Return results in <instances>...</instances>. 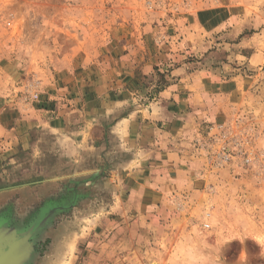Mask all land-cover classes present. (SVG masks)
Wrapping results in <instances>:
<instances>
[{
  "label": "rangeland",
  "instance_id": "rangeland-1",
  "mask_svg": "<svg viewBox=\"0 0 264 264\" xmlns=\"http://www.w3.org/2000/svg\"><path fill=\"white\" fill-rule=\"evenodd\" d=\"M53 82L42 120L67 105L71 128L130 119L132 137L183 151L141 127L164 103L197 129L191 153L175 170L154 162L167 183L148 190L119 144L80 161L27 126ZM14 98L27 125L0 133L4 225L65 207L29 241V264H264V0H0V104Z\"/></svg>",
  "mask_w": 264,
  "mask_h": 264
},
{
  "label": "crops",
  "instance_id": "crops-1",
  "mask_svg": "<svg viewBox=\"0 0 264 264\" xmlns=\"http://www.w3.org/2000/svg\"><path fill=\"white\" fill-rule=\"evenodd\" d=\"M56 84V82L50 84V86L48 87L50 88V90H42L40 92L41 95L39 96L41 103L37 102L36 104L37 107L38 104L41 105L48 103V111L44 112L40 109H38L37 111L35 109H32L30 105H27L28 109L32 110L34 119L36 120V123L31 126L27 125L26 119L23 117L22 106L20 104L22 103L21 100H15L14 98L10 103H7L8 98L3 100L0 104V133L1 131H3V133L14 132L16 134L18 130H21V127L26 128L25 125H27L29 128L45 130L48 133L55 135L59 140H62L63 143L68 144V146L72 148L71 150L74 154L73 157L75 155H80L81 153L86 152L85 155L90 154L96 157L94 161L107 159L105 155H109L107 157L113 158L121 149V151L125 152L128 156V160L124 163L127 168L131 169L133 167H138V165H142L140 169L141 178L143 179L142 184H144V186H147L145 187L147 190L155 186H158V188H160L166 185L167 182L165 181V168L171 169L172 167L175 170L176 165H178L180 161H182L183 157H185L183 154L191 153V149H188L191 146L190 139L192 136H194V134H196L195 132L197 131V129L194 127V125H183L181 120L176 118L175 110L168 109L164 103L161 105L159 104V107L156 108V113L158 114L157 119L154 121L145 120V124L142 123L141 127L144 126L145 128L152 130L153 134L156 135L157 138H160L167 133L170 136V133H172V138L175 139L174 141L177 140V143H183L185 141L184 143L189 146L183 151L178 150L176 147L168 151V149H166L165 147V143L158 142L155 138L144 140L140 139L139 135H136V137H132L131 131L133 130L131 129L132 124L130 119L123 120L122 122L119 121L118 123L116 122V124L114 122H111L110 126H107V124L104 125L103 123L96 121L95 117H91L90 120L85 117L82 123L77 124L76 129L71 128V126L61 122L67 116L64 115V113H68L70 111L67 105L65 106L66 108L63 109V114H53L52 112V114L55 115L54 118L42 120L41 115H47L49 114L50 109H53L49 100L57 98L58 90L61 91V88L57 89ZM65 89L66 87L63 91H65ZM97 93V95H94L95 98H110L111 96H113L112 92L103 93L102 91H97ZM169 112H173V118H167ZM59 115L60 117H58ZM62 115L64 116L62 117ZM69 133H76L77 139H72ZM109 133H111V135H113V139L118 142L116 145L117 147L115 146V144L110 142V140H107V138L109 137L108 135H110ZM176 133L178 137H175ZM1 143L2 145H6V141H2ZM118 144L120 146L119 150ZM84 157L85 156L80 155V161H84ZM188 157H191V155H188ZM74 160L76 159L74 158ZM111 160L112 162L114 161L113 159ZM154 162L165 164V168L163 170L155 168ZM154 180L158 181V185L153 184ZM160 180L162 181L161 184H159Z\"/></svg>",
  "mask_w": 264,
  "mask_h": 264
},
{
  "label": "bare ground",
  "instance_id": "bare-ground-1",
  "mask_svg": "<svg viewBox=\"0 0 264 264\" xmlns=\"http://www.w3.org/2000/svg\"><path fill=\"white\" fill-rule=\"evenodd\" d=\"M65 207L59 206L56 208L49 209L41 215V220H49L48 213L57 212ZM42 221L39 223L35 222L26 230L17 229L14 227L6 228L0 222V264H26L32 258V249L29 243L30 239H34L38 230L42 227ZM45 223V222H44ZM43 223V224H44ZM44 227V226H43ZM40 228V229H39ZM40 233V232H39ZM33 244V243H31ZM32 262V260H31ZM29 264V263H27Z\"/></svg>",
  "mask_w": 264,
  "mask_h": 264
},
{
  "label": "flooded vegetation",
  "instance_id": "flooded-vegetation-1",
  "mask_svg": "<svg viewBox=\"0 0 264 264\" xmlns=\"http://www.w3.org/2000/svg\"><path fill=\"white\" fill-rule=\"evenodd\" d=\"M0 222H2V223H1L2 225H4V224L6 225V224H7V222H6V218H5V214H3V215L0 216ZM21 225H22V224H20V225H19V224H13L12 226L9 225V226H5V227H10V226H11V227L16 228V230H17V229H22V226H21ZM30 225H31V224H30ZM30 225H29V226H30ZM29 226H28V227H29ZM23 227H24V224H23ZM28 227H27V228H28ZM27 228H24V229H22V230H26ZM36 235H37V234H36ZM33 238H34V237H33ZM31 241H32V238L30 239V242H31ZM27 263H30V261H28ZM27 263H26V264H27Z\"/></svg>",
  "mask_w": 264,
  "mask_h": 264
},
{
  "label": "water",
  "instance_id": "water-1",
  "mask_svg": "<svg viewBox=\"0 0 264 264\" xmlns=\"http://www.w3.org/2000/svg\"><path fill=\"white\" fill-rule=\"evenodd\" d=\"M51 213H52V212L48 213L47 216H49ZM45 219H46V218H44V220H42V222H41L42 224L46 221Z\"/></svg>",
  "mask_w": 264,
  "mask_h": 264
}]
</instances>
